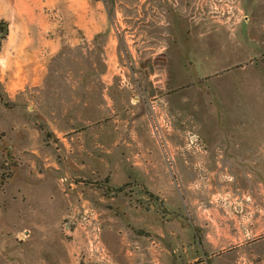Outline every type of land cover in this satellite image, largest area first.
<instances>
[{
    "label": "rangeland",
    "instance_id": "374dc122",
    "mask_svg": "<svg viewBox=\"0 0 264 264\" xmlns=\"http://www.w3.org/2000/svg\"><path fill=\"white\" fill-rule=\"evenodd\" d=\"M97 1L107 31L85 53L73 45L55 56L17 54L14 6L0 2V19L9 23L0 50V264H91L70 235L83 222L72 210H83L85 197L97 205L104 192H132L124 183L111 190L117 184L108 180L134 173L116 163L140 157L124 144L139 146L149 130L170 155L173 145L199 144L220 158L229 145L228 173L212 178L202 169L191 189L198 262L224 251L223 264L237 253L238 264H264V150L259 164L240 158L264 145V0ZM96 97L99 136L80 132L92 124L79 104ZM147 111L163 118L153 128ZM116 141L122 148H113ZM224 208L228 225L211 231L205 212L219 219ZM131 212L124 222L139 231Z\"/></svg>",
    "mask_w": 264,
    "mask_h": 264
},
{
    "label": "crops",
    "instance_id": "0c3cea01",
    "mask_svg": "<svg viewBox=\"0 0 264 264\" xmlns=\"http://www.w3.org/2000/svg\"><path fill=\"white\" fill-rule=\"evenodd\" d=\"M0 2H12L14 6L10 31L12 27L15 30L14 42L17 54L43 53L55 56L73 45L78 51L82 50L85 53L87 42L108 29V15L103 9L101 10V3L97 0H0ZM20 10L26 15L20 16ZM37 38L39 40H36ZM93 88L92 85L88 86V90ZM95 93L98 95V91L94 92V97ZM80 101L81 99L78 103ZM98 101L96 97L80 102L79 105L84 111V121L88 122V125L92 124L88 132L85 129L80 132L101 135L100 128L93 126L100 116ZM149 101H152V97ZM158 115L152 111L146 113L145 119L146 121L148 119L152 128V124H155L157 119H163ZM114 116L115 120L119 119L116 113ZM116 132L121 134L119 129L114 130L115 134ZM148 132L145 141L140 142L139 146L132 148L131 142L124 144V150L139 151L140 157H128L116 163V167L119 168H134V173L120 175V170L117 171L116 176L108 180L110 184H117L115 188L112 186L111 190L118 192L122 186L118 184L124 183L132 184V192L124 194V197L114 192L112 194L104 192L97 205H91L90 200L85 197L83 210L80 209L81 207L72 210L73 213L78 211V215L82 214L83 222L71 228L70 235L74 237L75 242L83 243L81 248L87 254L86 259H91V264H200L202 262H198L196 196L191 189L194 190L202 169L210 168L212 178L228 173L231 158L227 152L229 145L221 147L220 158L212 153V147L199 144L173 145L170 155L164 153L158 142L159 136L154 130ZM112 134L113 132L110 135ZM118 143L117 141L112 143L115 150L122 148V144ZM254 147L256 151L252 154L248 153L251 156L241 155V160H249L252 165L259 164L264 145L258 142ZM244 161L240 165H243ZM136 186H140L142 190L138 192ZM131 198L139 199V205H134ZM132 210L137 213L134 221L139 231L134 229V225L129 226L124 222ZM227 214L226 208L221 209L219 219L212 217V214L208 216L205 212L207 220L203 223L211 231H221L228 225V222L224 223V219L227 221ZM72 217L76 218V215ZM254 228L249 227L251 230ZM184 231L186 233L182 237L180 232ZM218 241L219 244L206 243L205 250L211 247L214 250L215 247L221 246L220 240ZM254 243L258 245L261 242L257 240ZM224 254L223 251L221 255ZM221 255L219 253L214 257L211 255L206 259L207 264H223ZM238 258L239 254H234L231 264H238ZM70 259H64L61 264H76L74 258Z\"/></svg>",
    "mask_w": 264,
    "mask_h": 264
},
{
    "label": "trees",
    "instance_id": "16d2710c",
    "mask_svg": "<svg viewBox=\"0 0 264 264\" xmlns=\"http://www.w3.org/2000/svg\"><path fill=\"white\" fill-rule=\"evenodd\" d=\"M8 34H9V23L7 20L2 18V19H0V50H1V46H2V41L8 36ZM0 99L4 100V97L2 94H0ZM8 156L11 157L10 154H8ZM7 176H10V174ZM7 179H8L7 177L4 178L3 182H1V185L6 183Z\"/></svg>",
    "mask_w": 264,
    "mask_h": 264
}]
</instances>
